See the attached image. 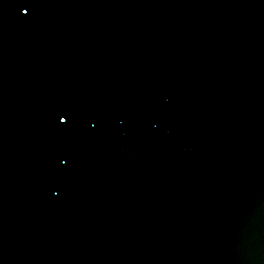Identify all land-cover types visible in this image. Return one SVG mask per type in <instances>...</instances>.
<instances>
[{"label":"water","instance_id":"95a60500","mask_svg":"<svg viewBox=\"0 0 264 264\" xmlns=\"http://www.w3.org/2000/svg\"><path fill=\"white\" fill-rule=\"evenodd\" d=\"M0 264H264V0H0Z\"/></svg>","mask_w":264,"mask_h":264},{"label":"snow or ice","instance_id":"6c2138e0","mask_svg":"<svg viewBox=\"0 0 264 264\" xmlns=\"http://www.w3.org/2000/svg\"><path fill=\"white\" fill-rule=\"evenodd\" d=\"M24 11H25V12H28L29 9H28L27 7H25V8H24ZM63 119H64V120H67V117H63Z\"/></svg>","mask_w":264,"mask_h":264}]
</instances>
